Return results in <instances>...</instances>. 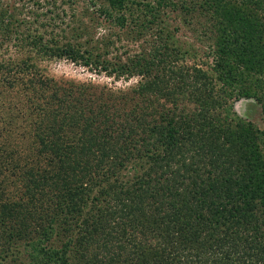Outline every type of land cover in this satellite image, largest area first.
Returning a JSON list of instances; mask_svg holds the SVG:
<instances>
[{
	"label": "trees",
	"instance_id": "obj_1",
	"mask_svg": "<svg viewBox=\"0 0 264 264\" xmlns=\"http://www.w3.org/2000/svg\"><path fill=\"white\" fill-rule=\"evenodd\" d=\"M107 1L116 11L98 12L119 29L131 20L139 32L177 5ZM181 7L216 28L212 73L169 61L163 51L172 33L161 27L164 42L125 60L30 35L17 45L20 52L32 45L36 56L0 61L9 72L37 75L30 82L38 84L32 137L22 136L18 148L11 139L0 143V264H264V128L234 124L218 109L254 98L264 113V0ZM1 14L0 51L20 34L13 16L6 22ZM39 57L82 60L141 80L97 97L85 87L74 95L40 74ZM138 159L148 169L121 181V170Z\"/></svg>",
	"mask_w": 264,
	"mask_h": 264
},
{
	"label": "rangeland",
	"instance_id": "obj_2",
	"mask_svg": "<svg viewBox=\"0 0 264 264\" xmlns=\"http://www.w3.org/2000/svg\"><path fill=\"white\" fill-rule=\"evenodd\" d=\"M174 2L177 4L176 7L163 10L153 23L154 29L149 27L150 30L139 32L140 28L135 27L131 20L126 29H119L111 24L112 19L109 20L98 12V8H109L111 11L114 10L113 13L116 11L107 0H0V15L4 12L6 22L13 16V26L19 27L21 34L7 45V50L6 45L1 49L0 61L9 58L22 60L28 54L36 56V48H32V45L23 47L21 52V45H17L29 41L27 36L30 35L32 38L42 36L43 43L46 44L48 41L50 46L55 41L58 44L71 42L82 52L89 50L86 54L91 53L94 56L98 52L109 51L110 54L105 55L107 58L117 60L118 56H122L125 60L129 55L149 52L152 47H158L161 41L164 42L157 39L156 30L161 27L172 33L171 41H166L168 52L163 51L169 61L181 66H199L212 73L211 50L217 35L215 26L210 25L212 22L201 15L192 16L181 7L183 2L190 3V0ZM23 21L27 24L22 23ZM102 56L104 58V55ZM39 58L35 61L41 70L40 74L64 87L74 88V95L81 92L79 87H85L86 96L92 94L97 97L104 88L105 92L110 94L113 91L128 89L141 80V76L131 78L111 76L95 65L85 64L82 60L74 61L68 57ZM32 76L37 75L9 72L7 67L0 68V143L11 139L12 144L18 148L22 136L32 137V131L38 124L37 116L31 107L33 90L38 84L30 82ZM90 104L92 105V102ZM188 105L191 109L195 108L192 102ZM228 107L230 112L227 115ZM218 109L223 119L227 116L234 124L244 119L264 128L262 106L254 98L245 101H238L236 98L222 101ZM87 112L88 115V109ZM149 166L145 161L133 160L121 170L123 175L120 180L131 183ZM97 205L99 206L98 201L93 202V212L99 208ZM72 235L76 237L77 234H67L66 237ZM80 252L82 253L77 252V256ZM78 259L79 257L76 261Z\"/></svg>",
	"mask_w": 264,
	"mask_h": 264
}]
</instances>
